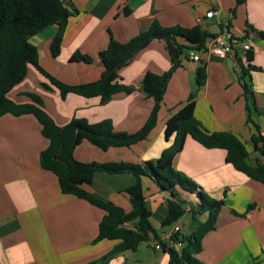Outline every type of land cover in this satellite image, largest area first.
I'll list each match as a JSON object with an SVG mask.
<instances>
[{
    "label": "crops",
    "instance_id": "0c3cea01",
    "mask_svg": "<svg viewBox=\"0 0 264 264\" xmlns=\"http://www.w3.org/2000/svg\"><path fill=\"white\" fill-rule=\"evenodd\" d=\"M72 13L67 19L60 50L56 56L50 44L59 27L51 25L36 33L28 42L37 51L38 65L59 82L85 85L97 81L103 71L97 59L110 41L126 43L148 29L153 21L162 27L191 29L205 27L210 35L227 33L245 37L251 45L254 69L244 81L252 96L243 97L239 70L233 56L223 59L201 52L198 62L180 57L166 87L154 128L144 140L129 147L101 150L83 140L73 149V158L81 163L123 162L141 165L153 161L171 145L165 138V123L188 101L194 102V117L209 132H231L244 145L249 163L264 165L253 152L250 138L255 126L264 137V114L246 105L254 100L264 111V0H61ZM217 14L205 19V13ZM75 11V12H73ZM204 24V26L202 25ZM74 55L86 56L90 63L72 61ZM205 67V83H195L196 70ZM170 67V58L161 40H152L118 71L120 82L136 88L117 93L104 105L98 97L84 98L69 93L61 99L57 88L29 66L25 78L7 97L18 103H31L26 93L38 96L42 109L57 126L72 119L88 124L109 120L114 132L133 134L146 123L153 100L137 88L146 72L160 75ZM45 85V86H44ZM41 126L30 114L0 116V264H86L108 252L118 242L100 240L98 223L104 215L84 200L62 194L56 177L39 166V154L48 146ZM173 168L191 179L209 197L224 204L215 229L201 241L196 258L203 264H264V186L250 180L225 161V151L206 149L187 137L181 152L173 158ZM133 181L130 175L109 177L97 174L92 185L82 187L121 207L131 210L129 196L122 189ZM143 195L151 210L149 222L157 238L179 250V242H170L173 226L162 227L167 216L165 196L148 179L142 178ZM196 202V196L181 195ZM189 205V204H188ZM189 220L185 222V218ZM197 219L203 222L205 215ZM189 213L176 224L192 228ZM129 225V224H128ZM190 230L186 235L190 234ZM168 255L158 240L140 243L134 251L123 252L107 264H168Z\"/></svg>",
    "mask_w": 264,
    "mask_h": 264
},
{
    "label": "trees",
    "instance_id": "16d2710c",
    "mask_svg": "<svg viewBox=\"0 0 264 264\" xmlns=\"http://www.w3.org/2000/svg\"><path fill=\"white\" fill-rule=\"evenodd\" d=\"M71 15L61 0H0V116L32 115L41 126V135L48 141L47 148L39 154L40 168L56 177L62 194L84 200L104 212L93 242L110 240L118 243L100 258L86 264H107L117 255L134 251L140 243L151 239L158 240L161 244L168 255V264H203L196 258L201 252V241L207 233L215 229L216 218L224 201L209 197L191 179L176 171L173 168V158L181 152L186 138L189 137L206 149L225 151L227 163L250 180L264 186V165L249 163L245 145L234 134L226 131H207L194 117V102L188 101L166 121L165 138L168 140L173 136V141L153 161L141 165L123 162L84 164L76 161L72 153L75 146L83 140L103 151L110 147H129L144 140L156 124L167 84L173 72L180 66V57L187 55L189 51L202 52L205 40L211 35L200 26L191 29L167 28L153 21L147 30L128 42L110 41L106 48L98 53L97 59L101 62L103 71L97 81L69 86L47 74L38 65L37 51L28 39L51 25H57L59 29L50 44L51 54L56 56L60 50L67 19ZM260 36L264 39L263 33ZM155 39L163 41L170 58V67L160 75L146 72L141 79L137 89L146 98L153 100V106L144 126L133 134L114 132L109 120L88 124L83 119H72L64 126H57L44 112L42 101L35 94L26 93L31 103L24 104L15 103L7 97L9 91L25 78L28 67L33 66L57 88L61 99L72 93L84 98L98 97L100 104L104 105L113 95L120 92L129 94L136 89L123 85L118 71L126 66L139 50ZM71 60L91 62L89 57L81 55H74ZM251 60L252 52H249L244 63L239 61V80L245 100L252 96L248 83L244 81L248 72L254 69L250 66ZM205 77V67L201 66L195 74L198 87L204 85ZM251 108L259 114H264V111L256 107L254 100H251V105L245 107L247 123L251 122ZM255 128L256 133L251 136L250 144L253 152L264 159V137L259 133L258 127ZM97 174L132 177V183L122 189V192L129 196V212L82 187L92 185ZM142 178L148 179L160 192L167 194V216L161 224L162 227L175 225L187 213L193 222H196L199 216L205 215L204 221L199 222L190 234L181 235L179 230L173 233L170 242H179V250L167 247L157 238L156 231L149 222L151 210L143 195ZM183 194H194L196 202L189 204L181 198ZM124 223L129 225L125 226Z\"/></svg>",
    "mask_w": 264,
    "mask_h": 264
},
{
    "label": "built area",
    "instance_id": "2783aa9c",
    "mask_svg": "<svg viewBox=\"0 0 264 264\" xmlns=\"http://www.w3.org/2000/svg\"><path fill=\"white\" fill-rule=\"evenodd\" d=\"M217 12L210 10L205 13V19L213 18ZM204 26V24H202ZM206 31V28H203ZM202 52H205L213 57L223 59L227 56H233L234 64L239 70V61L244 63L247 57V54L251 52V45L245 37H235L230 36L227 33H219L209 36L204 42V49ZM201 52L189 51L187 54V59L193 62H198L200 60ZM188 210V207H186ZM125 226H128V223H124ZM179 227L177 224L174 225L172 231L173 233L177 232Z\"/></svg>",
    "mask_w": 264,
    "mask_h": 264
},
{
    "label": "rangeland",
    "instance_id": "374dc122",
    "mask_svg": "<svg viewBox=\"0 0 264 264\" xmlns=\"http://www.w3.org/2000/svg\"><path fill=\"white\" fill-rule=\"evenodd\" d=\"M191 201H192V200H188V201H186V202H188L189 204H192ZM188 220H189V217L187 216V217L185 218V222H187ZM189 221H190V220H189ZM199 222H201V221H199V219H197L196 222H192V228H190V227L188 228L187 225H184L183 229H181L180 234H181V235H186L190 230H194V229L198 226ZM164 228H166V227H164Z\"/></svg>",
    "mask_w": 264,
    "mask_h": 264
}]
</instances>
